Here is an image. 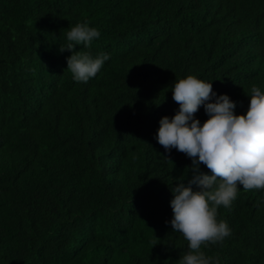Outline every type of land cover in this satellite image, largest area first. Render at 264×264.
<instances>
[{"label":"trees","instance_id":"trees-1","mask_svg":"<svg viewBox=\"0 0 264 264\" xmlns=\"http://www.w3.org/2000/svg\"><path fill=\"white\" fill-rule=\"evenodd\" d=\"M83 22L100 36L61 51ZM76 51L109 59L76 82ZM188 75L244 115L251 87L264 92V0H0V264H179L172 188H198L156 133ZM221 220L230 235L205 256L264 264V189L238 186Z\"/></svg>","mask_w":264,"mask_h":264},{"label":"clouds","instance_id":"clouds-1","mask_svg":"<svg viewBox=\"0 0 264 264\" xmlns=\"http://www.w3.org/2000/svg\"><path fill=\"white\" fill-rule=\"evenodd\" d=\"M99 36L87 22L77 23L67 31L68 43L60 50L71 52L76 45L89 48ZM108 59L107 54L93 58L76 51L67 58V70L74 81L86 83ZM250 92L246 113L235 115V103L227 95L217 96L211 82L188 75L174 83L172 97L179 111L171 119H160L156 139L165 151L175 148L192 159L189 183L198 188L185 187L183 179L172 188L171 227L183 235L190 249L179 264H218L201 251L202 246L230 235L228 224L217 221L218 207H231L238 186L245 191L264 189V92L255 85ZM201 106L208 115L202 125L194 119ZM201 163L210 175L199 172Z\"/></svg>","mask_w":264,"mask_h":264}]
</instances>
